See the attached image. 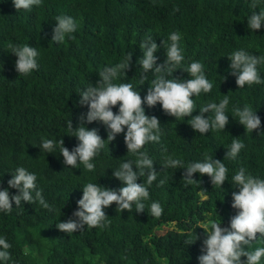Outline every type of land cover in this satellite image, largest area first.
I'll return each instance as SVG.
<instances>
[{
    "label": "trees",
    "instance_id": "1",
    "mask_svg": "<svg viewBox=\"0 0 264 264\" xmlns=\"http://www.w3.org/2000/svg\"><path fill=\"white\" fill-rule=\"evenodd\" d=\"M42 0L31 11L17 12L12 0H0V190L7 189L10 197L18 194L9 188L8 181L18 167H24L37 177V190L51 206V211L39 203L0 212V237L11 244V259L6 264H199L205 231L212 222L230 225L237 214L231 207L232 193L239 189L232 185L231 177L240 168L246 174L264 179V83L245 85L239 88L237 77L232 74V53L243 50L249 55L264 56V24L258 30L248 28V18L253 12L264 11V0ZM74 18L77 28L74 39L53 43L56 17ZM178 32L179 48L184 56L180 69L193 62L203 65L206 78L213 87L207 94L201 93L192 99L195 110L192 116L200 115L199 109L208 103H219L228 95L226 108L228 124L224 131H209L204 135L195 132L188 120H176L166 115L157 103L149 108L143 104L148 117L155 116L160 122L159 143L149 142L143 146L154 161L157 180L149 188L150 197L144 201V212H117L113 203L103 209L108 227L76 231L67 234L57 229L56 224L76 219L77 202L83 196L87 183L118 191L124 185L113 171L121 163L135 160L128 153L124 133L117 135L93 158L94 171H87L82 164L72 168L64 164L60 155L59 140L72 151L79 141L71 136L67 127L71 120L75 130L80 118L88 111L81 106V91L100 80L98 73L105 67L127 59L131 54L130 67L121 72L114 84L131 83L141 99L147 95L152 76L141 84L142 69L137 63L142 58L140 43L151 37L157 44V65L166 59L169 36ZM11 46L29 45L39 53L38 69L28 76H19L15 70L17 57L11 54ZM264 80V64L258 65ZM187 81L190 76L177 70L172 77ZM245 106L256 112L261 126L246 132L233 109ZM118 114L119 105L112 108ZM213 114L204 113L207 119ZM89 130L97 129L107 140L106 127L100 122L84 125ZM125 133L127 129L125 128ZM240 139L245 147L235 160L225 159L232 139ZM43 139L56 141L52 153L41 151ZM166 150V151H165ZM165 155L180 159L185 165L201 162L212 156L228 169L226 181L213 186L211 178L193 174L198 183L186 185L184 169H164ZM79 163V162H78ZM133 171L139 170L133 164ZM146 177L137 180L142 184ZM160 180H165L162 186ZM35 193L33 192V196ZM152 202H158L163 213L160 217L150 215ZM205 223L207 226H205ZM174 224L175 228L163 234L155 231L163 225ZM205 230V231H204ZM253 241L246 250L264 247V238ZM185 240L195 241L191 245ZM241 257V261H246ZM0 264L5 262L0 261ZM260 264H264V258Z\"/></svg>",
    "mask_w": 264,
    "mask_h": 264
},
{
    "label": "clouds",
    "instance_id": "2",
    "mask_svg": "<svg viewBox=\"0 0 264 264\" xmlns=\"http://www.w3.org/2000/svg\"><path fill=\"white\" fill-rule=\"evenodd\" d=\"M41 2L42 0H12L17 12L31 11L33 6H39ZM251 7H257L256 0H253ZM55 22L57 26L54 28L53 43L60 44L66 39H74L72 34L77 28L74 18L61 15L56 17ZM262 24H264V11H259V14L253 12L248 18L250 30H258ZM180 39V34L176 32L169 36L170 44L165 45L163 41V48L166 47V59L159 65L154 55L158 50L154 40L148 37L140 43L139 48L143 55L137 63L141 66L140 70L142 69L141 84L148 81L149 74L152 76L147 95L143 100L139 92L133 90L131 83H113L121 72L125 73L129 69L131 54H128L126 60L105 67L98 73L100 80L97 84L89 85L86 91H81L79 94L81 97L79 104L87 105L88 111L81 116L80 126L75 130L72 128L71 120L67 122L68 129L73 133L71 136L79 141L78 146L69 151L63 146V139L58 141L64 164L72 168H77L78 164H82L87 171H94L93 158L104 148L106 141L110 144L121 133H124L128 153L134 155L136 159L121 163L119 168L113 171L114 177L124 185L118 191L104 188L99 184L84 185L83 196L77 202L78 210L73 213L76 219L57 223L56 227L59 231L70 235L76 231L83 232L85 226L88 230L108 227V217L103 209L113 203L117 205L119 213L125 210L131 212L133 206L137 213L144 212V201L149 199V188L157 180L158 173L154 170V161L142 149L149 142L159 143L161 125L155 116L148 117L145 114L143 104L146 103L149 108H152L159 103L164 113L176 120L191 117L188 124L200 135L209 131H224L228 124L225 111L229 104L228 95H224L218 104H206L199 109L200 115L192 116L196 111L192 97L199 96L201 93H209L213 84L206 78L203 65L199 62L191 63L186 69H180L184 60L178 45ZM10 47L11 54L17 57L15 70L19 76H28L33 70L38 69L36 58L39 53L35 47L29 45H10ZM227 58L230 60L232 74L237 77L236 83L239 88L264 83L258 72V65L264 64V56L257 58L239 50ZM177 70L187 72L190 79L181 81L171 78ZM117 105H119V112L114 114L112 108ZM207 112L213 115L205 119L204 113ZM233 112L235 119L245 127L246 132H253L260 128V118L250 107L245 106L243 109L236 107ZM85 122L87 124L102 123L107 130V140L100 137L97 129L86 128ZM260 134L264 135V133ZM56 143L51 139H43L40 149L50 154L54 151ZM244 147L240 139H232L225 159L235 160ZM133 164L139 170L138 172L133 171ZM162 167L166 170L184 169L182 181L186 185L198 183L192 178L195 173L209 176L213 186L221 187L228 179V169L225 164L207 155L203 161L191 162L187 165L180 159L165 155ZM11 175L8 186L17 189L18 194L10 197L7 189L0 190V212H11L12 201L15 202L16 208L21 207L22 202L28 204L38 202L43 208L52 210L43 198L42 191L37 190L35 174L29 173L24 167H18ZM141 177H146V179L142 184H138L137 180ZM231 180L232 185L239 189L238 192L232 193L233 203L231 205L237 210V214L230 219V225L227 228H222L221 223L212 222L210 230H204L207 238L203 241L202 254L198 257L199 264H260L261 259L264 258V247H257L254 251H248L245 248L258 239L257 234L259 238H264V179L246 174V170L240 168ZM164 183L165 180H160L158 186ZM149 212L153 217H160L163 208L158 202H152ZM195 241L185 240L184 243L191 245ZM10 248L11 244L7 239L0 237V261L5 264L11 259ZM241 257H246V261L242 262Z\"/></svg>",
    "mask_w": 264,
    "mask_h": 264
},
{
    "label": "rangeland",
    "instance_id": "3",
    "mask_svg": "<svg viewBox=\"0 0 264 264\" xmlns=\"http://www.w3.org/2000/svg\"><path fill=\"white\" fill-rule=\"evenodd\" d=\"M205 226H207V224L205 223ZM175 228V225L174 224H169V225H163L161 226L160 228H158L155 233H158V234H163L165 233L166 231H169V230H172ZM164 264V262H163Z\"/></svg>",
    "mask_w": 264,
    "mask_h": 264
}]
</instances>
